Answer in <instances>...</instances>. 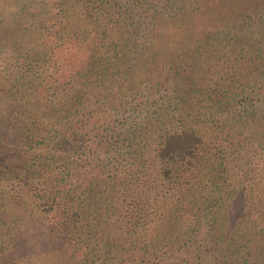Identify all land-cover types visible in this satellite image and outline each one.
<instances>
[{"label": "trees", "instance_id": "obj_1", "mask_svg": "<svg viewBox=\"0 0 264 264\" xmlns=\"http://www.w3.org/2000/svg\"><path fill=\"white\" fill-rule=\"evenodd\" d=\"M0 264H264V0H0Z\"/></svg>", "mask_w": 264, "mask_h": 264}]
</instances>
